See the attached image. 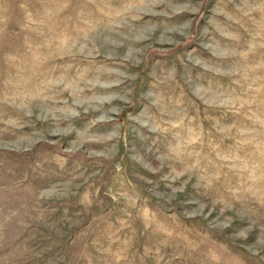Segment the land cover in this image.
I'll return each mask as SVG.
<instances>
[{"label":"rangeland","instance_id":"obj_1","mask_svg":"<svg viewBox=\"0 0 264 264\" xmlns=\"http://www.w3.org/2000/svg\"><path fill=\"white\" fill-rule=\"evenodd\" d=\"M0 264H264V0H0Z\"/></svg>","mask_w":264,"mask_h":264}]
</instances>
